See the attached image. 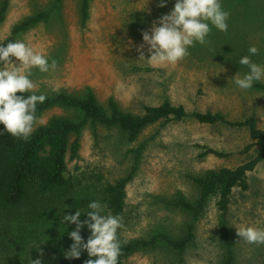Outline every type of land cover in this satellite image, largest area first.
Listing matches in <instances>:
<instances>
[{
	"label": "rangeland",
	"instance_id": "obj_1",
	"mask_svg": "<svg viewBox=\"0 0 264 264\" xmlns=\"http://www.w3.org/2000/svg\"><path fill=\"white\" fill-rule=\"evenodd\" d=\"M175 2L166 0L160 7L161 0H89L84 20L82 0H9L0 24V46L16 24L48 10V20L17 33L15 38L56 61L55 69L46 73L31 69L35 94L47 97L67 92L82 96L91 88L104 106L112 97L122 109L134 114L142 113L146 104L158 105L169 99L189 113L218 111L234 120L254 116L264 128V83L240 90L230 80L247 71L237 61L247 55L250 45L260 50L251 59L264 64V0H221L223 9L230 13L226 32L210 25L207 43L194 44L183 60L174 65L149 64L139 58L138 49L148 56L142 33H150L153 22L170 13ZM11 60L14 64H9L10 69L20 66L14 57ZM53 116L79 118L82 114L55 106L38 119L46 124ZM40 125L37 122L34 128ZM145 140L148 142L138 170L127 186L122 227L117 233L126 239L149 238L158 232L177 238L194 223L195 237L183 251L182 262L176 250L161 242L138 250L124 264H219L222 247L217 232V197L209 199L197 219L167 201L183 196L195 202L200 192L192 176L245 162L256 155L261 144H254L245 153L244 148L253 142L247 129L203 124L192 117L150 125L135 141H129L118 128L87 123L80 134L78 156L67 157L66 175L72 189L64 201L38 215L22 209L0 218V264H29L30 251L40 242L70 249L73 241L68 233L75 225L61 224L63 215L74 214L77 209L87 211L88 202L93 200L103 205L102 187L129 172L135 151ZM198 145L227 152L228 156H201L203 148ZM248 182V189L236 188L232 193L229 227L235 235L237 263L264 264V245L248 244L237 236L235 227L264 228V159L249 172ZM104 213L109 214L105 207ZM86 218L82 212L80 219ZM80 234L86 242L90 232L85 227Z\"/></svg>",
	"mask_w": 264,
	"mask_h": 264
},
{
	"label": "trees",
	"instance_id": "obj_2",
	"mask_svg": "<svg viewBox=\"0 0 264 264\" xmlns=\"http://www.w3.org/2000/svg\"><path fill=\"white\" fill-rule=\"evenodd\" d=\"M89 0H82V17L88 15ZM9 0L0 4V24L5 18ZM48 10L40 11L16 24L9 41H15L16 34L30 26L49 19ZM29 93H25L27 95ZM20 95V93H17ZM55 106L77 110L82 114L79 118L69 116H53L46 124L34 128L27 140L17 139L7 132L0 135V218L11 217L22 209H28L36 215L51 209L64 201L72 186L67 172V157L75 158L81 147L80 134L87 123L100 124L118 128L129 141H135L144 129L158 122L182 121L192 117L199 123L222 124L232 128H245L253 141L244 148L249 152L254 144H261L256 155L234 167L210 168L203 174L192 176L199 188V198L193 202L183 196H177L167 201L169 205L181 207L197 219L206 209L209 199L217 197L218 235L222 247V258L219 264H238L236 261L235 235L229 227L228 212L231 196L236 188L246 190L249 187L248 175L260 161L264 159V128L258 126L256 118L249 116L244 119H229L221 112L194 111L189 113L181 104H174L165 99L158 105L146 104L143 112L134 114L120 107L114 98L108 105L99 102L95 93L88 88L82 96L67 92H59L47 96L43 103L36 106V117ZM0 129L3 125L0 124ZM142 141L136 149L135 162L124 176L107 182L101 189L105 209L114 216L124 212L127 186L135 176L140 157L147 145ZM201 156L212 154L218 157L228 156L227 152L201 146ZM194 223L187 226L181 237H172L165 232H158L149 238L137 237L126 239L117 233L120 241L118 264H124L127 257L138 250L154 247L165 243L178 252L180 262L182 253L194 240ZM65 246L57 243H36L30 251V260L41 255L42 264H85L90 259L86 251L79 258H66Z\"/></svg>",
	"mask_w": 264,
	"mask_h": 264
},
{
	"label": "clouds",
	"instance_id": "obj_3",
	"mask_svg": "<svg viewBox=\"0 0 264 264\" xmlns=\"http://www.w3.org/2000/svg\"><path fill=\"white\" fill-rule=\"evenodd\" d=\"M165 5L166 0H161L159 6ZM229 15L223 9L221 0H176L170 13L153 22L150 33H142L144 44L148 46V56L146 58L144 52L138 49L139 58L149 64L174 65L188 55V49L194 44L207 43L210 25L220 32H226ZM259 51L256 45H250L247 55L237 61L239 66L247 69L243 75L238 72L230 79L238 89L248 90L256 82L264 83V64L251 59ZM12 57L20 62V66L10 69L9 64H14ZM55 67L54 59L50 61L48 56L22 40L9 41L6 46H0V124L3 125L0 135L7 132L14 138L27 140L37 122L44 124L35 113L37 104L43 103L46 97L32 91L35 85L30 79L31 69L46 73ZM104 207L93 200L88 202L87 211L77 209L74 214L63 215L61 224L67 222L75 225V229L68 233L73 243L64 252L66 258H79L81 252L86 251L90 259L85 264H118L121 245L117 230L122 227L121 218L105 214ZM82 212L86 213L84 220L80 219ZM85 227L90 232L86 242L80 234ZM235 227L237 236L248 244L264 245V228L248 225ZM29 264H42L41 255L31 259Z\"/></svg>",
	"mask_w": 264,
	"mask_h": 264
}]
</instances>
